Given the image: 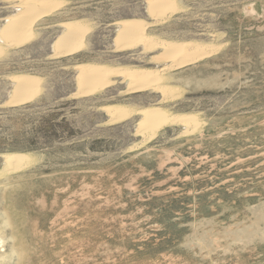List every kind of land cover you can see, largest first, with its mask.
Wrapping results in <instances>:
<instances>
[{
  "label": "rangeland",
  "instance_id": "rangeland-1",
  "mask_svg": "<svg viewBox=\"0 0 264 264\" xmlns=\"http://www.w3.org/2000/svg\"><path fill=\"white\" fill-rule=\"evenodd\" d=\"M20 2L0 0V28ZM56 2L28 41L0 38V264H264V0H177L161 17L148 0ZM124 19L209 53L169 68L159 46L116 43ZM61 22L89 28L64 57ZM82 63L158 72L168 91L116 73L79 95ZM22 74L39 89L13 104ZM152 107L194 121L140 133ZM10 154L28 163L15 171Z\"/></svg>",
  "mask_w": 264,
  "mask_h": 264
},
{
  "label": "bare ground",
  "instance_id": "bare-ground-1",
  "mask_svg": "<svg viewBox=\"0 0 264 264\" xmlns=\"http://www.w3.org/2000/svg\"><path fill=\"white\" fill-rule=\"evenodd\" d=\"M19 4V13L7 17L0 28L1 40L10 42V44H13L14 46L21 45V43H24L33 37L34 32L32 29L34 23L40 18L49 15L51 11L59 7V3H57L56 0H21ZM148 4V11L153 13V15L155 14L160 17L165 14L175 13L181 8L177 4V0H148ZM119 23L121 27L115 34V41L118 45L122 44V47H132L136 43H142L145 49L159 46L160 49H165L164 54H162L160 58L171 59L173 62L169 68H179L188 64H192L193 61L202 59L209 53L208 51L205 52L206 49L204 50L198 45H193V47L188 50L187 48L189 47L185 48L183 44L180 45L179 43L176 44L167 41H156L154 37L147 36L145 33L146 25L138 22L137 20L124 19ZM60 25L65 28L62 33L54 38L52 42L53 51L56 53V55L62 57H64V55H72L73 53H76V51H78V49L81 47L82 42L84 41L83 37L89 28H87L84 23L80 22H61ZM2 49L3 48H0V54L2 53ZM75 68L78 70L75 78L79 88L77 92L79 95L82 94L88 96V94H94V92L107 87L109 84L114 82L113 80L109 79L110 75H115L116 73L126 74L128 79L132 80V84L135 85V87H131V90H142L144 87H150L153 85L154 88L159 89V91L161 90L160 92L168 91L166 87L164 88V86L158 85L162 81H165L163 75L158 74V72L154 73L151 71L146 72L139 70L127 71L125 69L118 71L109 67L105 68L104 66L101 67L83 63L76 65ZM12 81L15 85L13 88V98L9 102L13 104L23 103L24 101L30 99L33 95H36L40 85L39 78L25 74L12 76ZM104 109H106L109 113H111V115H113V117L116 118H122L128 114V110L124 107L119 108L111 106L109 108L104 107ZM137 111L142 114L139 120L140 133L143 130L150 132L149 134L154 133L157 129L169 123L186 124L188 122L190 123L194 121V119L191 118L192 116L190 117L183 114L171 115L167 110L165 111L160 107L145 108ZM5 159L8 165L11 166L15 171H17V169L19 170V168L25 167V165L28 163L27 155L10 154L6 155Z\"/></svg>",
  "mask_w": 264,
  "mask_h": 264
}]
</instances>
